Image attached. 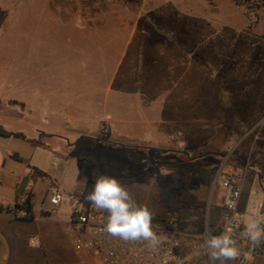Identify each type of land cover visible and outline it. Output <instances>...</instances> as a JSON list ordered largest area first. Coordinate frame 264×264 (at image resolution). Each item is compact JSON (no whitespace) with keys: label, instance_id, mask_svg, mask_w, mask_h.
Returning a JSON list of instances; mask_svg holds the SVG:
<instances>
[{"label":"rangeland","instance_id":"obj_1","mask_svg":"<svg viewBox=\"0 0 264 264\" xmlns=\"http://www.w3.org/2000/svg\"><path fill=\"white\" fill-rule=\"evenodd\" d=\"M114 28L150 30L157 37L155 119L187 145L109 148L97 141L110 140L102 122L111 111L145 99L128 80L134 45L127 34L86 31ZM172 45L182 50L174 62L161 58ZM203 81L207 93L219 95L221 115H198ZM0 99L17 103L12 109L18 115L0 111L7 131L39 139L42 128L99 130L74 150L83 156V190L90 192L101 174L127 180L123 185L137 204L154 215L163 209L164 223L173 220L179 230L199 233L206 221L218 225L222 201L212 180L220 165L243 178L246 223L264 204V181L255 174L264 165V0H0ZM75 106L93 115L69 120ZM203 119L207 128H219L206 148L198 147L202 138L183 134L186 128L201 131ZM211 147L218 157L198 158Z\"/></svg>","mask_w":264,"mask_h":264},{"label":"crops","instance_id":"obj_2","mask_svg":"<svg viewBox=\"0 0 264 264\" xmlns=\"http://www.w3.org/2000/svg\"><path fill=\"white\" fill-rule=\"evenodd\" d=\"M88 30L112 32L118 36L127 34V42L134 45L130 63L132 71H129L132 78L128 80L138 85L139 89L136 86L138 91L145 92V99L141 97L138 102L129 104V107L111 111L109 117L102 122V128L106 127L109 131V139L131 148L178 150L181 146L187 145L185 142H175L174 136L169 135L165 128L158 127L155 119L157 112L152 105H156L157 85L161 72L158 69L159 41L156 36L152 37L150 34L152 31L127 28L86 31ZM181 51L180 47L172 45L167 53L163 52L161 58L166 57L174 62L176 56L182 54ZM180 81H183V77ZM228 102L231 108L232 106L236 108V103ZM16 104L14 101L0 99V111L9 116L18 115V112L12 109ZM18 105L24 110V103ZM221 110L219 95L215 89L207 93L203 81L199 84L198 115L205 117L209 112L221 115ZM78 115L91 117L93 111L75 106L73 110L67 112L69 120L71 116L74 118ZM205 121L202 120L204 124L198 133L191 131L190 128L183 130V134L186 133L188 138L192 136L202 138L198 147L204 146L203 148H206L219 129L218 125L207 128ZM0 126L4 128L5 124L0 122ZM42 131L45 138L44 136L39 139L35 136L31 138L24 133L18 137H0V264H77L70 242L69 208L62 205L55 214H51L48 194L51 189L79 197L87 194L86 189L82 188V182L80 183L81 172L85 173L81 161L83 156L74 150L81 142L87 140L83 137L95 135L99 130L93 134L83 128L76 130L69 128L63 131L42 128ZM8 132L19 133L12 130ZM70 132L75 136L70 137L66 134ZM210 149L211 151L202 159L218 157L216 149L212 147ZM261 152L264 155V147ZM21 203L30 208L26 218L16 216Z\"/></svg>","mask_w":264,"mask_h":264},{"label":"built area","instance_id":"obj_3","mask_svg":"<svg viewBox=\"0 0 264 264\" xmlns=\"http://www.w3.org/2000/svg\"><path fill=\"white\" fill-rule=\"evenodd\" d=\"M212 186L219 189L222 212L219 226L213 229L208 221L199 233H191L176 228L175 221L169 227L153 225L160 239L155 251L149 249L147 242L124 241L110 236L104 226L107 212L95 209L90 202L79 196L58 189H51L48 204L51 214L62 205H67L70 214V242L74 255L80 264H211L205 245L206 230L212 235L231 231L240 247L241 256L233 264H256L264 262V244H251L241 238L246 226L245 213L240 208L243 191V178L240 174L226 172L223 165L214 172ZM18 218L28 217L26 204L19 205ZM252 219L264 226V204L258 205Z\"/></svg>","mask_w":264,"mask_h":264},{"label":"clouds","instance_id":"obj_4","mask_svg":"<svg viewBox=\"0 0 264 264\" xmlns=\"http://www.w3.org/2000/svg\"><path fill=\"white\" fill-rule=\"evenodd\" d=\"M84 198L95 209L108 213L104 230L110 236L124 241H144L149 249H157L160 239L153 229L154 213L146 205L137 204L118 178L103 174L96 176L92 190ZM241 238H247L254 245L264 244V226L257 219H249ZM205 245L211 264L217 261L227 264L241 256L240 247L230 230L219 236L206 230Z\"/></svg>","mask_w":264,"mask_h":264},{"label":"trees","instance_id":"obj_5","mask_svg":"<svg viewBox=\"0 0 264 264\" xmlns=\"http://www.w3.org/2000/svg\"><path fill=\"white\" fill-rule=\"evenodd\" d=\"M9 136H16V137H18V136H21V134H19V133L8 132L7 130H5L3 127L0 126V137H9ZM97 141H98L101 145H103V146H105V147H109V148H131V147L124 146V145H122V144H120V143H117V142H114V141H110V140H108V139H97ZM133 149H134V148H133ZM221 155L223 156V154H221ZM204 156H206V153L203 154V155H200L198 158H202V157H204ZM16 158H17V157H16ZM235 168L237 169V167H235ZM206 174L209 176V178H210V177L212 178V175H213L212 173H206ZM255 174H256L257 177H258V181H259V183L262 184L263 181H264V165H262V166H261V169H260L259 171H256ZM119 180H120V182H121L122 184L127 183V180H123V179H119ZM25 211H26L28 214L30 213V208H29V206L26 205V207H25ZM162 211H163V212H158V213H156V214L154 215V218H153V221H152V222L155 223L156 219L159 218L160 222H158V225H157V226L169 227L168 222H165V223H164V221L167 220V219H166L167 217H166V213H165V211H164L163 209H162ZM177 218H178V220L181 219L180 214L177 215ZM157 220H158V219H157ZM159 224H160V225H159ZM210 226H211L213 229H215V231H216V228L219 226V223H218V225H216V226H214V225H210Z\"/></svg>","mask_w":264,"mask_h":264},{"label":"water","instance_id":"obj_6","mask_svg":"<svg viewBox=\"0 0 264 264\" xmlns=\"http://www.w3.org/2000/svg\"><path fill=\"white\" fill-rule=\"evenodd\" d=\"M161 152H162V153H165L166 151H165V150H162Z\"/></svg>","mask_w":264,"mask_h":264}]
</instances>
